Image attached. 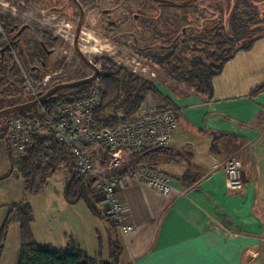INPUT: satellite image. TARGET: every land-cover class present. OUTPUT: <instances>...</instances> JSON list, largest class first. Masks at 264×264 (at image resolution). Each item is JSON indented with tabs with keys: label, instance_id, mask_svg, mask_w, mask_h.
Wrapping results in <instances>:
<instances>
[{
	"label": "crops",
	"instance_id": "0c3cea01",
	"mask_svg": "<svg viewBox=\"0 0 264 264\" xmlns=\"http://www.w3.org/2000/svg\"><path fill=\"white\" fill-rule=\"evenodd\" d=\"M211 83L208 100L194 93L169 97L177 127L157 170L173 181V190L164 195L142 183L118 186L131 226L126 236L109 231L121 246L120 264H264V92L253 94L264 84V38L237 52ZM231 157L242 164L238 190L227 189L221 173ZM43 191L31 197L50 199ZM76 206L82 215L64 228L45 205L49 223L59 224H48L45 241L34 213L35 243L61 252L74 242L84 256L108 259L109 234L103 250L82 223L99 217L83 201Z\"/></svg>",
	"mask_w": 264,
	"mask_h": 264
},
{
	"label": "trees",
	"instance_id": "16d2710c",
	"mask_svg": "<svg viewBox=\"0 0 264 264\" xmlns=\"http://www.w3.org/2000/svg\"><path fill=\"white\" fill-rule=\"evenodd\" d=\"M5 31L9 38L11 34L12 24L8 21L1 19ZM5 22V23H4ZM228 22V20H227ZM227 22L216 25V34H206L201 38L193 37L189 39L184 37L186 43L194 42L195 45L205 40H215L216 37L226 38L222 35H227ZM264 38V32L248 40V42L240 47L232 45L233 41H229V49L223 50L220 55H214L215 60L205 65L202 58L186 59V55L194 52L193 45L190 44L184 48H181L180 41L172 47L170 53L156 52L151 55H146L152 64L160 67L168 77L174 78L180 83H184L191 87L196 94L201 96L203 99L208 100L212 96V79L217 76L225 63L229 61L237 52L245 51L252 47L255 41ZM182 39V40H183ZM227 39V38H226ZM183 42V41H182ZM4 44V43H1ZM232 45V46H231ZM179 49H181L179 51ZM18 50V58L23 59L21 50ZM186 54V55H185ZM209 58V57H208ZM188 66V68H186ZM103 70L98 78V93L100 97V103L94 110V123L98 127L112 126L119 121H127L133 119L138 110L145 103V99L148 94L158 95L154 84L147 81L141 80L138 77L126 72L120 67L108 62L103 61ZM36 81V78H32ZM21 81V83H18ZM25 81H22L20 72L14 68L10 73L9 86L17 84L20 86L22 91V85ZM18 89V88H16ZM9 88L8 93L12 90L14 94L18 93L19 90ZM46 92L42 91L40 95ZM72 94L60 96L54 99L50 104L56 103H70L74 100L83 98L89 93V87L80 86L76 89L71 90ZM74 92V93H73ZM264 84L257 87L253 94L263 93ZM160 97V96H159ZM164 102V98L160 97ZM34 98L28 99L30 102ZM13 99L12 101H14ZM165 106L157 105L156 107L160 110L170 109L174 111V105L170 99H167ZM36 109V107H34ZM120 112V116L116 114ZM14 116V115H12ZM9 116L3 122H1L0 130H4L6 135V149L9 154L10 169L8 173L0 177V182L11 176L14 169L19 172L22 176L24 192L26 195H37L41 192V187L36 184V178L39 177L40 183L43 184L46 179L54 175L61 165L70 163L72 166L69 169V177L65 184L63 197L66 203L74 205L80 201L86 203L88 209L93 215L108 221L99 210L94 199L91 196V188L93 185L92 179H89L81 175L68 153L59 148L57 143L52 138H43L36 141L35 147L29 151L15 166L12 164V157L8 149L7 139V120L12 117ZM0 131V132H1ZM2 138V137H0ZM168 147L147 149L141 151H135L132 154L131 159L125 164L124 168L131 166L139 161H145L150 167L157 170V166L160 164L161 159L167 153ZM44 154L46 158L45 164L41 165L37 163V158ZM21 178V177H20ZM40 184V185H41ZM11 220H15L19 225V256L17 264H120L119 256L121 253V246L116 237L109 234L108 247L109 255L108 259L102 260L98 258H90L84 256L78 249L74 242H70L66 249L61 252H56L52 248L38 246L32 236L31 225L33 223V211L29 204L21 202L18 204H12L9 207L7 217L0 230V249L6 236V230ZM109 222V221H108ZM110 223V222H109ZM112 228L115 227L112 225Z\"/></svg>",
	"mask_w": 264,
	"mask_h": 264
},
{
	"label": "flooded vegetation",
	"instance_id": "af4514ba",
	"mask_svg": "<svg viewBox=\"0 0 264 264\" xmlns=\"http://www.w3.org/2000/svg\"><path fill=\"white\" fill-rule=\"evenodd\" d=\"M190 1L192 0H48L49 13H56V16L61 15L64 18L65 23L63 21L62 23L66 24L63 26L68 31L63 30V32L71 35L70 46L65 47L66 36L64 35H50L24 24L12 28L7 43H0V112L28 103H21L18 98L19 94L25 93L26 81L33 84V73L46 81L43 85L49 83V87L45 88L47 92L59 85L89 79L94 75L96 69L98 74L95 80L81 86L89 87V91L97 87L98 78L103 70V61L116 65L118 57L115 59L104 56L90 57L88 51L84 50L86 46L83 45V43L90 44L87 39L82 38L86 35L85 31L99 35L102 42H106L117 49V53L122 55L123 50H129L144 61H149L145 58L146 55L156 52L170 53L179 38L188 37L191 39L193 37L201 38L206 34L215 35L216 23L221 24L222 19H218L217 22L215 18L208 20V27L205 26L204 19L196 27L198 32L191 31L190 25L193 20L198 21L204 10V7L199 5L206 0ZM231 3L233 4V11H236L237 14L247 15V17L240 16L241 18H239L248 25L251 24V17L254 14L249 10L253 9L257 14L264 9V0L259 3L254 0H234ZM184 10L191 11V14L186 11L184 16L174 18V12ZM210 12L212 11L210 10ZM212 13H216V6H214ZM237 17L235 16V18ZM174 19L184 26H175ZM24 26L26 28L22 30ZM27 38L29 40H25ZM182 41H180L181 48H184L185 45L187 47L189 44L193 45V49L197 48L194 42L186 43L184 39ZM17 48L21 50L23 59L18 58ZM62 51L63 55L69 53L70 57L66 58L63 55L60 57L59 53ZM70 58L74 64L72 68L71 64L67 63ZM14 68L20 72L22 81H25L22 85V91H20L19 85L12 84L9 86L8 84L11 70ZM72 69L82 75L76 81L66 82L62 76L56 77V80L51 79V83L49 79H46L48 77L46 74L51 70H54L55 76L59 72L58 74L62 73L65 77L69 75ZM86 70L92 74L85 76ZM9 88H18L16 90L19 92L14 94V90H12L8 93ZM76 88L62 89L55 93L54 99L60 97V92L71 91ZM41 92H38V96H41ZM13 99L15 100L12 101ZM7 117L9 116H1L0 123L5 121Z\"/></svg>",
	"mask_w": 264,
	"mask_h": 264
},
{
	"label": "built area",
	"instance_id": "2783aa9c",
	"mask_svg": "<svg viewBox=\"0 0 264 264\" xmlns=\"http://www.w3.org/2000/svg\"><path fill=\"white\" fill-rule=\"evenodd\" d=\"M7 40L0 20V43L5 44ZM36 87L26 81L24 92L37 99ZM99 103L96 87L70 103L37 106L30 113L12 116L7 121L8 149L12 164L17 166L37 140L52 138L68 153L77 171L92 179L91 196L96 205L118 232L126 236L131 231L126 221L129 208L119 200L118 186L142 183L166 195L173 190L174 184L145 161L124 166L135 151L167 147L177 127L176 116L173 110H160L144 103L133 119L98 127L94 123V110ZM120 115V112L116 114ZM45 162V155L41 154L37 163L43 165ZM221 173L227 189L238 190L243 186L239 158H229Z\"/></svg>",
	"mask_w": 264,
	"mask_h": 264
},
{
	"label": "rangeland",
	"instance_id": "374dc122",
	"mask_svg": "<svg viewBox=\"0 0 264 264\" xmlns=\"http://www.w3.org/2000/svg\"><path fill=\"white\" fill-rule=\"evenodd\" d=\"M34 1L36 2L34 3ZM47 1L48 0H33L26 2L24 0H0V20L3 19V21L5 22L8 21L10 24H12V28H15L16 25L24 24L29 25L31 28L38 31L47 32L50 35H64L66 36V42L64 43L65 47L67 45L70 46V43L72 41L71 35H69L67 32H63V30L68 31V29L63 26L66 25L63 21L64 18H62L61 15L56 16V13H49V3ZM232 1L234 0H206L199 5L201 7L203 6L204 10L202 12L201 18L198 21L193 20V23L190 25L191 31L198 32L199 30H197L196 27L197 25L201 24L204 19L206 27H208L209 24L208 20L214 18L216 19V22L218 21V19H222L220 23L227 22L226 20H228L227 26H229V29L226 32L227 35H222L227 39L216 37V39L213 41L210 39L202 41L201 43L196 44L197 48H194V52L187 55L185 54L186 59L201 57L203 63L207 65L208 63H211L215 60V54L220 55L223 53V50L230 48V46H228V39L229 41H233L232 45H234L236 48L245 45L249 39L264 32V9L257 14L255 10L250 9L249 11L253 12L254 14L253 17H251V24L248 25V23H246L243 19H240V16L247 17V15H241L239 13L237 14L236 11H233V4L231 3ZM254 1L256 3H259L262 0ZM214 6H216V13H212ZM208 9H210L212 12H210V10ZM186 11L191 14V11L188 10L174 12V18L184 16V14H186ZM235 16L238 17L235 18ZM62 21L64 23H62ZM174 25L178 27L184 26L182 23H178L176 19H174ZM85 33L86 35L82 38L87 39L90 44L83 43V45L86 46L84 50L88 51L90 57L104 56L106 58L110 57L114 59L118 57V59H116L117 67L122 68L126 72L134 75L135 77H138L141 80L154 84L158 95L156 96L154 94H148L147 98L145 99V103L153 106L160 105L162 107L168 104L166 103V101L167 99H170V96L182 98L191 93L196 94V92L191 87L184 83H180L174 78L168 77L160 67L152 64L150 61H144L138 58L137 56H135L134 52L123 50L124 53L121 55L120 53H117V49L108 45L106 42H102L99 35H94L89 31H85ZM6 35L9 34L6 33ZM25 40H29V38ZM178 41H182V38H179ZM190 45L192 46V44ZM180 50L181 49H179V51ZM59 55L60 57H62L61 55H63V51L60 52ZM63 57H70L69 53L63 55ZM67 63L71 64V68L74 65L71 62V58ZM186 68H188V66ZM58 73L57 76H55L54 70H51L46 74L48 76L46 79H49L51 83V79L54 78L56 80V77L62 76L66 80V82H73L82 76L80 72L77 73V71H74L73 69L70 71L69 75L65 77L64 75H62V73ZM85 73V76L92 74L87 70L85 71ZM32 77L37 79L36 81H32L33 85L37 86V92H41L45 90V88L49 87L48 82L47 84L43 85V83H46V81L43 80L39 75L33 73ZM98 89L99 88L97 86V90ZM70 93L72 94L71 91L66 90L60 92L59 95L67 96ZM159 96L164 98L166 101L164 102ZM29 98H31L30 94L22 92L21 94H19L18 101L21 103H26L29 102ZM0 137H2L0 138V177H2L8 173L10 169V163L8 157L9 154L7 153L8 151L6 149V135L4 133V130L0 132ZM71 166L72 165L70 163L61 165L57 172L46 179L43 184L40 183L39 177L36 178V184L38 185V187H41V191H46L47 195L50 197V199L48 200L44 198V194L43 196L39 195L37 197L26 195L24 192L22 176L21 174L19 175L18 170L16 171L14 169V172L11 176L0 182V230L7 217L8 210L11 204H18L20 202L28 203L33 210V214L35 213V217L37 218L40 226L38 228V230L40 231L37 230L36 233L39 232V237L41 238V240L45 241L50 237V228H48V224L52 226L55 225V227L59 226V224H57L55 220H52L49 223L48 220H50V218L46 217L47 208H45V205L48 206L49 211L52 215L62 218L64 222L61 226H63L64 228L72 227L73 224L71 220L74 219V215L78 218L82 215V212L80 211L82 206H76L75 208H72L71 205L66 203L63 198L64 186L68 180L70 173L69 169L71 168ZM99 219L100 220L93 221L86 220V222L83 219L82 223L88 225L87 229L89 228V231H93L91 236L94 238V240L95 237H98V242L100 245L102 240L103 250H105L109 231H113L112 224L101 218ZM85 228L86 227H84V230ZM42 229L46 231H43ZM51 229L53 228L51 227ZM95 234L96 236L94 237ZM85 241L90 240L85 238ZM19 246V225L15 220H11L6 230V236L2 243V248L0 249V264H17L19 256Z\"/></svg>",
	"mask_w": 264,
	"mask_h": 264
},
{
	"label": "water",
	"instance_id": "95a60500",
	"mask_svg": "<svg viewBox=\"0 0 264 264\" xmlns=\"http://www.w3.org/2000/svg\"><path fill=\"white\" fill-rule=\"evenodd\" d=\"M193 1H196V0H192L190 2H193ZM24 28H26V26H24L22 30ZM94 71H95L94 75L89 79L81 80V81H77L73 83H67V84H63V85H59L54 88H51L46 93H44L41 96H38V98L33 101H30L20 106L13 107L7 111L0 112V117L4 115L12 116V115H22V114L30 113L34 109V107L45 106L47 104H50L55 98V93H57L58 91L62 89L76 88L78 86L88 84L92 82L93 80H95L98 74V71L96 69Z\"/></svg>",
	"mask_w": 264,
	"mask_h": 264
}]
</instances>
